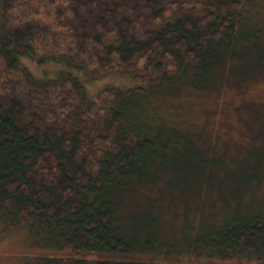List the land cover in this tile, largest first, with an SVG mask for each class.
Segmentation results:
<instances>
[{
  "label": "trees",
  "instance_id": "1",
  "mask_svg": "<svg viewBox=\"0 0 264 264\" xmlns=\"http://www.w3.org/2000/svg\"><path fill=\"white\" fill-rule=\"evenodd\" d=\"M242 4L243 0H0V228L4 229L0 238L35 218L52 231L58 227L68 232L59 240L60 247L109 257L40 256L32 264H123L118 258L130 255L146 259L141 264H174L159 261L174 257L170 245L156 248L150 241L157 237L159 222L151 210L161 198L157 189L148 193L155 196L152 199L141 188L145 178L151 186L160 180L153 171L146 175L158 167L156 162L149 165L139 159L147 149L148 127L134 116V121L123 117L120 106L125 97H120V90L106 88L97 99L91 98L74 72L92 77L125 72L141 84L124 90L129 96L169 86L186 74L183 67L202 68L216 50L214 43L232 38L237 42L242 24L229 11H238ZM263 32L257 27L252 35ZM192 37L197 40L194 46L189 42ZM22 58L78 71L62 68L58 80L37 79ZM217 62L219 58L209 65ZM143 106L142 118L150 114ZM147 155L154 157L151 152ZM210 162L213 168L220 159ZM205 176L213 179L212 169ZM129 190L145 198L143 212L152 238L147 233L141 240L142 225L134 223L141 205L125 216L120 211ZM248 214L235 211L233 218L205 224L204 235L194 227L176 256L193 253L208 261L203 264H229L214 260L234 259L248 264L242 260L246 256L264 264V215ZM114 216L124 220L131 235L112 227ZM55 236L50 235L51 241Z\"/></svg>",
  "mask_w": 264,
  "mask_h": 264
},
{
  "label": "rangeland",
  "instance_id": "2",
  "mask_svg": "<svg viewBox=\"0 0 264 264\" xmlns=\"http://www.w3.org/2000/svg\"><path fill=\"white\" fill-rule=\"evenodd\" d=\"M229 12L242 24L237 42L232 38L229 42L214 43L216 50L202 68L198 64L183 67L186 74L175 78L169 86L151 87L146 93L129 96L124 90L141 87V84L125 72L112 71L98 77L74 72L79 75L78 84L91 98L97 99V94L106 88L120 90V97H125L120 106L124 110L123 117L126 115L131 121L136 117L149 129L144 140L148 142L147 149L139 159L149 165L151 161L156 162L158 167L148 169L146 175H152L153 171L160 180L151 186L145 178L141 188L143 194L152 199L155 196L148 193L157 189L156 195L161 198L151 210L159 222L155 225L157 237L150 241L156 248L170 245L174 253L173 258L168 256L159 261L206 263L203 256L197 258L193 253L181 255L180 252L176 256L191 239L194 227L204 235L205 224L231 218L235 211L236 214L259 212L264 215V32L252 35L254 28L264 31V0H243L241 9ZM189 42L193 46L197 44L195 37ZM216 58L219 63L209 65ZM21 61L37 79L58 80L62 68L64 72L78 71L64 64H38L27 58ZM142 104L150 112L144 118L140 116ZM150 104L152 111L148 109ZM149 152L154 157H145ZM214 157L220 162L210 168ZM208 169L214 173L209 181L205 176ZM256 179L260 181L257 185ZM131 192L121 199L120 211L124 215H120L125 216L141 205L142 211L134 223L146 226H140L141 240L146 239L147 233L148 236L154 233L144 213L145 198L139 191ZM233 207L236 210H232ZM28 224L0 238V264H32L34 258L40 256L79 260L109 257L105 253L91 255L83 251L78 254L60 247L59 240L68 232L58 227L52 231L35 218H30ZM112 227L121 235H131L121 218L114 216ZM54 233L57 236L51 241L50 235ZM142 259L131 255L118 258L123 264H141L146 260ZM242 260L255 264L246 256ZM214 261L239 263L236 259Z\"/></svg>",
  "mask_w": 264,
  "mask_h": 264
}]
</instances>
